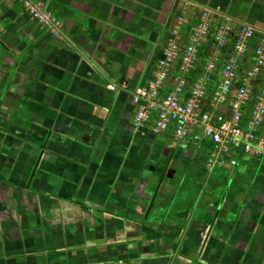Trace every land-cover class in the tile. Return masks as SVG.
Segmentation results:
<instances>
[{
  "label": "crops",
  "instance_id": "1",
  "mask_svg": "<svg viewBox=\"0 0 264 264\" xmlns=\"http://www.w3.org/2000/svg\"><path fill=\"white\" fill-rule=\"evenodd\" d=\"M42 1L58 36L0 0V264H264V155L211 169L132 101L179 16L261 34L264 0Z\"/></svg>",
  "mask_w": 264,
  "mask_h": 264
},
{
  "label": "built area",
  "instance_id": "2",
  "mask_svg": "<svg viewBox=\"0 0 264 264\" xmlns=\"http://www.w3.org/2000/svg\"><path fill=\"white\" fill-rule=\"evenodd\" d=\"M17 1L50 34L61 33L62 22L42 0ZM187 23L184 15L178 17L154 78L133 94L135 127L142 130L152 122L156 133L209 141L211 169L238 166L240 150L263 156L264 33L245 24L215 26L211 12L204 10L190 42L181 46L177 39ZM207 48L212 52H204ZM194 70L199 75L191 80ZM109 88L116 90L117 85Z\"/></svg>",
  "mask_w": 264,
  "mask_h": 264
},
{
  "label": "rangeland",
  "instance_id": "3",
  "mask_svg": "<svg viewBox=\"0 0 264 264\" xmlns=\"http://www.w3.org/2000/svg\"><path fill=\"white\" fill-rule=\"evenodd\" d=\"M200 130H201V128L199 129V131H200ZM199 131H197V133H199ZM243 163L246 164L247 162L244 161ZM231 170H232V169H231ZM229 171H230V169H229ZM222 172H223V173H226V171H222ZM223 176H224V178H225V177H228V176H226L225 174H223Z\"/></svg>",
  "mask_w": 264,
  "mask_h": 264
},
{
  "label": "water",
  "instance_id": "4",
  "mask_svg": "<svg viewBox=\"0 0 264 264\" xmlns=\"http://www.w3.org/2000/svg\"><path fill=\"white\" fill-rule=\"evenodd\" d=\"M155 195H157V193ZM154 200H155V197H154ZM153 203H154V201H151V206L153 205ZM150 210H151V208H150Z\"/></svg>",
  "mask_w": 264,
  "mask_h": 264
}]
</instances>
